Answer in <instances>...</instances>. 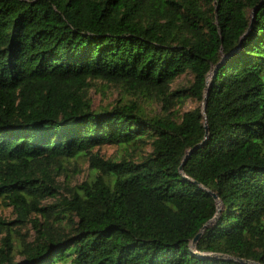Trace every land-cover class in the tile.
I'll return each instance as SVG.
<instances>
[{
    "label": "trees",
    "instance_id": "16d2710c",
    "mask_svg": "<svg viewBox=\"0 0 264 264\" xmlns=\"http://www.w3.org/2000/svg\"><path fill=\"white\" fill-rule=\"evenodd\" d=\"M1 209L0 264H264V0H0Z\"/></svg>",
    "mask_w": 264,
    "mask_h": 264
},
{
    "label": "rangeland",
    "instance_id": "374dc122",
    "mask_svg": "<svg viewBox=\"0 0 264 264\" xmlns=\"http://www.w3.org/2000/svg\"><path fill=\"white\" fill-rule=\"evenodd\" d=\"M192 82V78L189 75L181 76L174 84L173 89H187ZM126 96V92L118 86H113L101 81H95L93 87L90 90V98L93 102V108L109 106L122 101ZM133 100V96H126ZM141 106L144 109L145 114L151 116L152 114H164L163 108L156 102H146L145 99H139ZM199 107V104L189 98L181 107L175 106L170 109V113L174 114V117H181L183 113L194 110ZM149 152V149L144 150ZM120 153L117 147H103L100 149V155L104 158H113ZM85 168V167H84ZM85 172L80 173L72 180V184H78L84 180ZM220 206H218V212L220 213ZM0 216L7 220L12 219L11 209H1Z\"/></svg>",
    "mask_w": 264,
    "mask_h": 264
},
{
    "label": "water",
    "instance_id": "95a60500",
    "mask_svg": "<svg viewBox=\"0 0 264 264\" xmlns=\"http://www.w3.org/2000/svg\"><path fill=\"white\" fill-rule=\"evenodd\" d=\"M256 12V11H255ZM254 12V13H255ZM207 95V94H206ZM205 104H206V100H204V102H203V109H204V107H205ZM204 128H205V130L207 129L206 128V126H204ZM196 149V148H195ZM192 152V151H191ZM191 152H189V154L191 153ZM180 170H181V168H180ZM211 196H212V198L213 199H216V195H214V194H211ZM217 212H218V210H217ZM219 213V212H218ZM199 237H200V233L199 234H197L196 236H195V238L193 239V241H192V244H195L196 242H197V240L199 239ZM240 262H242V261H240ZM246 264H250V263H248V262H245Z\"/></svg>",
    "mask_w": 264,
    "mask_h": 264
}]
</instances>
